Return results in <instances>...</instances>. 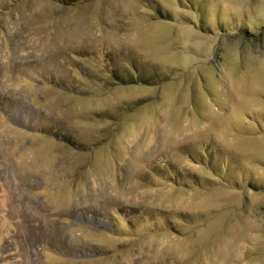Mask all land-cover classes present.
Here are the masks:
<instances>
[{
  "label": "rangeland",
  "instance_id": "obj_1",
  "mask_svg": "<svg viewBox=\"0 0 264 264\" xmlns=\"http://www.w3.org/2000/svg\"><path fill=\"white\" fill-rule=\"evenodd\" d=\"M0 264H264V0H0Z\"/></svg>",
  "mask_w": 264,
  "mask_h": 264
},
{
  "label": "trees",
  "instance_id": "obj_2",
  "mask_svg": "<svg viewBox=\"0 0 264 264\" xmlns=\"http://www.w3.org/2000/svg\"><path fill=\"white\" fill-rule=\"evenodd\" d=\"M55 1H58V2H61V3H64V1H66V0H55ZM137 76V75H136ZM136 76L135 77H129L128 79L127 78H121V76L120 77H117V76H115L117 79H118V81H123V80H125V81H128L129 82V80L131 81V82H135V81H137L136 80ZM125 81H124V83H125ZM131 82H129V83H131Z\"/></svg>",
  "mask_w": 264,
  "mask_h": 264
}]
</instances>
